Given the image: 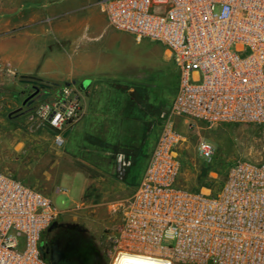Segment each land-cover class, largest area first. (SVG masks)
Listing matches in <instances>:
<instances>
[{
	"label": "built area",
	"instance_id": "1",
	"mask_svg": "<svg viewBox=\"0 0 264 264\" xmlns=\"http://www.w3.org/2000/svg\"><path fill=\"white\" fill-rule=\"evenodd\" d=\"M107 25L168 52L177 69L169 115L207 125L264 127V0H97ZM79 105L63 86L37 119L56 130V144ZM183 134L165 125L143 175L125 200L109 237L121 255L166 264H264V157L231 165L215 195L176 186ZM205 162L213 146L200 141ZM130 161L118 158L123 175ZM57 210L44 194L0 170V264H46L41 236Z\"/></svg>",
	"mask_w": 264,
	"mask_h": 264
},
{
	"label": "crops",
	"instance_id": "2",
	"mask_svg": "<svg viewBox=\"0 0 264 264\" xmlns=\"http://www.w3.org/2000/svg\"><path fill=\"white\" fill-rule=\"evenodd\" d=\"M66 1L0 0V90L23 85L29 97L34 91L23 81L41 84L24 107L12 98L14 118L10 112L2 116L0 95V170L30 188L37 187L36 180L46 187L61 175L80 174L82 196L92 189L91 199L119 203L127 188L137 186L128 171L158 108L148 104V88L118 56L129 35L111 29L102 13L87 12L90 0ZM63 86L75 92L79 113L59 133L58 145L56 130L30 124ZM118 158L130 161L123 175L116 171Z\"/></svg>",
	"mask_w": 264,
	"mask_h": 264
},
{
	"label": "rangeland",
	"instance_id": "3",
	"mask_svg": "<svg viewBox=\"0 0 264 264\" xmlns=\"http://www.w3.org/2000/svg\"><path fill=\"white\" fill-rule=\"evenodd\" d=\"M67 1L73 3L77 0ZM96 2L97 0H90L86 4L88 6L86 11L99 15L101 12ZM129 37L123 36V44L122 46L119 44L118 47V56L133 69L135 78L148 88L145 93L148 104L158 108L151 121L146 124L151 131L148 140L142 144L141 153L135 159L132 158L128 171L131 184L138 185L147 158L165 125L179 130L185 138V142L178 150L181 168L176 186L181 189L215 195L231 165L238 161L259 162L263 159L264 127L261 125L226 123L207 125L169 115V105L175 96L177 78L168 52L159 44L148 40L136 42ZM28 91L29 89H25L23 85H18L14 92L0 90L3 97L1 114L4 118L8 112L10 117L14 118L17 115V112H11L15 107L11 102L14 100L12 98L17 101V106L24 107L21 104L29 94ZM30 125L36 129L42 126V123L36 121ZM200 141L209 142L214 148L213 156L207 162L197 156L196 147ZM81 181L80 174L61 175L56 184L54 181L46 187L40 181H34L37 187L33 189L50 199L58 212L52 225L42 234L40 242L44 246L49 245L51 240L58 236L62 227L76 226L84 231V235L73 234L74 238H70L71 247L78 250L81 255L89 257L92 264H112L114 253L109 237L116 234L121 224L125 200L134 191V187L127 188L128 194L121 202L108 205L101 203L98 197L91 199L92 189L82 196ZM61 237L64 240L65 237ZM84 239L88 242V249L82 245Z\"/></svg>",
	"mask_w": 264,
	"mask_h": 264
},
{
	"label": "flooded vegetation",
	"instance_id": "4",
	"mask_svg": "<svg viewBox=\"0 0 264 264\" xmlns=\"http://www.w3.org/2000/svg\"><path fill=\"white\" fill-rule=\"evenodd\" d=\"M60 234L65 237L64 240L61 239ZM73 234L84 235V231L79 227L66 225L60 229L58 236L52 239L49 245L41 244L42 256L46 264H51L52 261L55 264H92L89 257L81 255L78 250L71 247L70 238ZM82 245L88 249V242L85 239Z\"/></svg>",
	"mask_w": 264,
	"mask_h": 264
},
{
	"label": "bare ground",
	"instance_id": "5",
	"mask_svg": "<svg viewBox=\"0 0 264 264\" xmlns=\"http://www.w3.org/2000/svg\"><path fill=\"white\" fill-rule=\"evenodd\" d=\"M112 264H166L161 260H154L143 256L121 255Z\"/></svg>",
	"mask_w": 264,
	"mask_h": 264
},
{
	"label": "water",
	"instance_id": "6",
	"mask_svg": "<svg viewBox=\"0 0 264 264\" xmlns=\"http://www.w3.org/2000/svg\"><path fill=\"white\" fill-rule=\"evenodd\" d=\"M23 82H26L27 84H29L32 89H33V93L31 94V96L27 97L24 102L23 105L26 104L31 98H33L34 96H36L38 94L39 88L41 87V84L37 83L34 80L28 79V80H24ZM51 264H55L54 261L51 262Z\"/></svg>",
	"mask_w": 264,
	"mask_h": 264
},
{
	"label": "trees",
	"instance_id": "7",
	"mask_svg": "<svg viewBox=\"0 0 264 264\" xmlns=\"http://www.w3.org/2000/svg\"><path fill=\"white\" fill-rule=\"evenodd\" d=\"M23 79H27L26 77H22Z\"/></svg>",
	"mask_w": 264,
	"mask_h": 264
}]
</instances>
